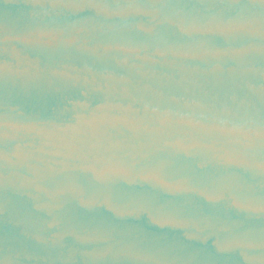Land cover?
<instances>
[{
  "label": "water",
  "instance_id": "95a60500",
  "mask_svg": "<svg viewBox=\"0 0 264 264\" xmlns=\"http://www.w3.org/2000/svg\"><path fill=\"white\" fill-rule=\"evenodd\" d=\"M0 264H264V0H0Z\"/></svg>",
  "mask_w": 264,
  "mask_h": 264
}]
</instances>
